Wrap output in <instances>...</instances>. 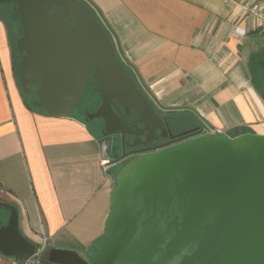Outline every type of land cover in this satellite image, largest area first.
<instances>
[{
	"label": "water",
	"instance_id": "95a60500",
	"mask_svg": "<svg viewBox=\"0 0 264 264\" xmlns=\"http://www.w3.org/2000/svg\"><path fill=\"white\" fill-rule=\"evenodd\" d=\"M16 1L23 27L16 40L20 86L48 115L72 117L91 81L102 104L90 119L104 120L105 136L121 133L124 141L125 133L137 134L118 104L129 117L135 114L150 136L168 131L155 105L191 110L214 129L190 106H163L118 48L131 71L126 70L116 54L117 36L90 0L116 43L80 0ZM53 6L63 13L51 12ZM195 130L163 148L140 152L116 174L106 239L93 254L51 248L40 264H264V135ZM125 157L124 152L111 164ZM0 209L11 214L0 228V254L30 259L38 244L20 231L18 208L0 201Z\"/></svg>",
	"mask_w": 264,
	"mask_h": 264
},
{
	"label": "crops",
	"instance_id": "0c3cea01",
	"mask_svg": "<svg viewBox=\"0 0 264 264\" xmlns=\"http://www.w3.org/2000/svg\"><path fill=\"white\" fill-rule=\"evenodd\" d=\"M82 1L116 43L95 7ZM90 2L117 36V56L119 48L163 106H190L230 136L264 135V95L252 75L254 66H264V24L247 10L264 1ZM11 45L0 19V185L6 190L0 197L17 206L24 236L38 245L42 233L48 236L45 250L93 254L106 239L115 185L103 166L104 137L76 115L28 107ZM1 264L11 261L3 257Z\"/></svg>",
	"mask_w": 264,
	"mask_h": 264
},
{
	"label": "rangeland",
	"instance_id": "374dc122",
	"mask_svg": "<svg viewBox=\"0 0 264 264\" xmlns=\"http://www.w3.org/2000/svg\"><path fill=\"white\" fill-rule=\"evenodd\" d=\"M262 1H264V0H262ZM0 7L1 8L4 7V9L0 8V19L3 18V16H2V14H3L5 17L4 20H6L9 27L11 28V26H12V30H11L12 38H10V42L12 41L11 46H12L13 55L15 58V64L17 66L16 72L18 75H20L19 64L21 62L22 56L17 52V48H16V40L18 37H20L22 35V25H21V21L19 18V14H18L17 10L11 8L10 6H7V5L1 6L0 5ZM261 42L264 44V37L261 39ZM119 58L120 57H118V60L121 61V59H119ZM252 75L254 76L256 88L258 89V91L264 93V66H262V67H259V66L255 67L254 66V73L252 72ZM93 89H94L93 87L88 89V91L84 95L83 99L81 100L79 106L74 111V115L85 119L84 113L88 112V111H92L95 109V106H92V105L96 103V102L93 103L94 101H98V100L96 99V97L94 98L95 95H94ZM29 99H30V101L33 102V100H36L37 97L35 95H32V96H30ZM150 99L154 103L152 98H150ZM155 106H156L158 112L161 114V116L165 117V119L169 122V125L172 129V132H174V133H179V132H182L184 130H188V129L193 128V127H198V126L203 127L202 124L204 122L197 115H196L197 117H194L191 113H184V112H181L179 110L165 111L164 109L160 108V106H158V105H155ZM161 112H163V113H161ZM85 121H87V120H85ZM91 126H94V124H92ZM100 126H101V124H100ZM94 128H96V127H94ZM231 135L233 137L235 136L234 133H231ZM103 140H104V146L106 147V153L108 152L107 154L104 155L105 157H104L103 162H106V164L109 165L107 170L109 172L112 171V176L115 180L116 174L122 169V167L127 162H129L130 159H125L124 161H121V163L119 162L117 164H111V162L114 159L119 158L122 154L119 138H118V135H116V136H112L110 138H103ZM6 216H7V212L4 210H0V218L6 217ZM0 256H1V258H3L1 254H0ZM4 259L11 261L12 257H4Z\"/></svg>",
	"mask_w": 264,
	"mask_h": 264
},
{
	"label": "flooded vegetation",
	"instance_id": "af4514ba",
	"mask_svg": "<svg viewBox=\"0 0 264 264\" xmlns=\"http://www.w3.org/2000/svg\"><path fill=\"white\" fill-rule=\"evenodd\" d=\"M80 1L86 6V8L89 11H91V9L88 7V5L85 2H83L82 0H80ZM0 5L1 6L7 5L13 9L17 10V12L19 14L20 21H21V16H20V13L18 11V2L16 0H0ZM1 9H4V7H2ZM51 12H56L57 14L63 13L61 8H58L55 6H53L51 8ZM2 16L5 19L3 14H2ZM65 20H66L68 25L73 24L72 18L66 17ZM21 25H22V22H21ZM22 36H23V27H22V35L20 37H22ZM20 37H18V38H20ZM119 59H121V58H119ZM121 62H122V60H121ZM122 64L125 66V64L123 62H122ZM125 68L130 73V70L127 69L126 66H125ZM91 87L94 88L93 89V92L95 95L94 98L96 97V99L98 101L93 102V103L96 102L95 104L92 105V106H95L94 110L84 113L85 120H87L91 125L94 124V127H96V129H98L101 132V135L104 138H110L112 136L118 135L120 147H121V153L123 154L125 152V154H127V156H128V157H125L122 161H124L125 159H131L134 156H136L137 154H139L140 152L155 151V150L163 148V147H165L171 143L180 141V140L186 138L188 135H191L194 131H196L195 129L199 127V126L193 127V128H190L188 130H184V131L179 132V133H174V132H172V129L169 125V122L165 119V117L161 116V114L158 112V110L156 108L157 113L163 119V122L165 124L164 127L167 128L168 131H167V133H165V135H163L162 130H157L155 133H153V135L150 136L146 131L142 132L143 126H142V124H140L138 117L135 114H133L134 116L131 115V117H129L128 115L125 114V108L118 104V108L120 109V111H122L124 113L125 123L129 126V128L132 130V132H137V134L135 135L134 133H125L124 134V141H123V137H122L121 133H117L116 135L105 136L103 134V132L105 131L104 120L102 118H98V119L94 118L92 120L90 119V114L94 113L102 104V98L100 97V94L97 91V87L91 81H89V89ZM142 92H143V90H142ZM148 100L153 104V102L151 101V99L149 97H148ZM115 111H116V109H115ZM129 113L131 114L133 112L131 111ZM100 124H101V126H100ZM116 159H118V158H116ZM116 159H114V160H116ZM120 163H121V161H120ZM115 164H117V163H115ZM0 201L7 202V201L3 200L2 198H0ZM0 210H4V209H0ZM4 211L7 212V216L0 218V228L8 225V222H9V219L11 216L9 211H7V210H4ZM19 228H20V225H19ZM20 231H21V228H20Z\"/></svg>",
	"mask_w": 264,
	"mask_h": 264
},
{
	"label": "built area",
	"instance_id": "2783aa9c",
	"mask_svg": "<svg viewBox=\"0 0 264 264\" xmlns=\"http://www.w3.org/2000/svg\"><path fill=\"white\" fill-rule=\"evenodd\" d=\"M247 10L257 16L264 24V4L261 3H257L254 4L252 6H249L247 8ZM238 33L244 35L245 31L241 30L240 28H237ZM221 132L219 129H211V128H204V133L206 134H214V133H219ZM103 166L104 169L107 170L108 169V164H106V162H103ZM0 193L4 194L6 193V190L4 189L3 186L0 185ZM48 244V236L45 233H42L41 235V242L38 245V249L36 251V254L34 256H32L30 259L28 260H18L15 258H12L11 260V264H40V259L43 256V253L47 247ZM0 264H1V256H0Z\"/></svg>",
	"mask_w": 264,
	"mask_h": 264
},
{
	"label": "trees",
	"instance_id": "16d2710c",
	"mask_svg": "<svg viewBox=\"0 0 264 264\" xmlns=\"http://www.w3.org/2000/svg\"><path fill=\"white\" fill-rule=\"evenodd\" d=\"M2 21H4V23L6 24V27L8 29V33H9V37L12 38V35H11V30H12V26L11 28L9 27V25L7 24V22L4 20V18L1 19ZM11 44H12V41H11ZM16 69H17V66H16ZM262 95H264V93L260 92ZM34 95L33 93L29 94V95H25L28 99V101L26 102L28 107H30L32 110H37V111H41L43 110L42 108H39L36 103H35V100L30 101V96Z\"/></svg>",
	"mask_w": 264,
	"mask_h": 264
}]
</instances>
